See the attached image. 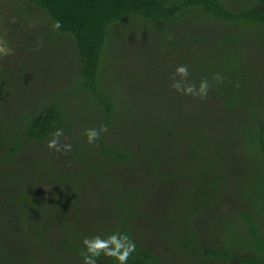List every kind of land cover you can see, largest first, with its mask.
Returning <instances> with one entry per match:
<instances>
[{"label": "trees", "instance_id": "1", "mask_svg": "<svg viewBox=\"0 0 264 264\" xmlns=\"http://www.w3.org/2000/svg\"><path fill=\"white\" fill-rule=\"evenodd\" d=\"M3 28L19 48L0 54V264H82L85 237L117 231L136 244L127 264H264V0H0ZM55 42L51 75L26 79L20 56ZM179 65L187 83L208 81L205 99L171 87ZM102 126L89 144L84 130ZM57 129L70 151L47 147ZM179 179L224 208L220 238L174 233L187 217L162 201ZM108 210V227L71 228Z\"/></svg>", "mask_w": 264, "mask_h": 264}, {"label": "rangeland", "instance_id": "2", "mask_svg": "<svg viewBox=\"0 0 264 264\" xmlns=\"http://www.w3.org/2000/svg\"><path fill=\"white\" fill-rule=\"evenodd\" d=\"M12 21L16 22V17H15V20H12ZM17 25H24V23L20 21V23ZM5 29L3 28V30H1L2 38L0 37V41H1V44H3V46L4 44L8 42V38L5 39L3 35L7 37V35L9 34L7 32L9 30L7 28ZM11 41L13 42L14 48H7L6 46L4 47H6V49L8 50L7 55L14 56L18 53V49H16V45L18 47V44L17 42L15 43V39ZM18 41H20V39ZM119 41L120 39L116 41L117 46H118ZM44 48H47V47H43L39 52L37 51L33 53L23 52L24 53L23 56H20L23 64H18V66H21V67L24 66L25 68L28 69L29 72H32V74L36 75V77H30L28 75L27 77H25L26 79L40 80L39 76L43 74V70L45 71L46 68L49 71V76L51 75L52 67L50 66L49 63H47V66L45 65V57L48 56V58H51L52 56H54L55 55L54 48H56L57 56L59 58L63 57V53L57 49L58 48L57 42L53 43L52 47L48 48L47 50H45ZM139 66H141V64ZM57 69H60V65L57 66ZM51 83L52 82L49 81L47 82V85L51 86ZM57 83L62 84V85H65L64 83H68L67 76L64 75L63 77H61V79ZM181 173H182L181 171H177L178 175H181ZM178 177L181 179V176H178ZM180 179H179V182L182 180ZM87 183H88V186L85 190L84 201L86 200L85 205L91 207L92 209L90 212L94 214L98 212V209L101 205V201L99 198L98 190L96 189L94 184L88 181ZM178 183L171 187L172 189L170 190L169 194L163 195V197L171 196L172 201L169 199H166V202L168 203L169 206L165 205V201H162L163 203L162 213H165L164 212L165 209L167 208L170 209V211L167 214H163V215L168 216V214L170 213L172 216L177 215L179 217H182V220H185L184 217H187V221H186L187 224L185 225V228H182V225L178 223L174 229V233L182 239H187V238L192 237L191 241L198 240L200 242H204L205 240L208 242L206 236H211V237L213 236L214 238H220L224 231V226L222 225L226 221L224 219V216L221 214L223 212H226L224 208H220V209L215 208L213 210L208 208L203 203V201L206 199L204 197L200 199V197L197 195V193L195 194L194 189H192L188 185V183L184 184L182 181L180 185ZM57 188H58L57 183L52 181V183L50 182L48 184L47 182H45L41 188L42 190L41 195L46 197L47 195H50L54 191H56ZM158 201L155 203H158ZM77 210H79V213H80V208L79 209L77 208ZM151 214L154 215V211H152ZM104 215H105V218L102 220L99 219L96 224L97 226L86 227V223L88 224V218L86 217L85 212H84L82 213V219L78 218L73 223V225H71V228L72 229L73 228L82 229L83 231L88 230V229L96 231V229H100L98 228L99 226L105 228V227H108L109 225L116 223L115 215L112 211L108 210L107 213H104ZM155 215L158 216L161 214L155 212ZM163 219H166V218H163ZM200 221L201 223H199ZM96 234L97 232L94 233V235ZM171 256L173 258L172 261L175 264H178L177 254H173ZM37 259H38V256H37ZM190 263L191 262H187L186 264H190Z\"/></svg>", "mask_w": 264, "mask_h": 264}, {"label": "clouds", "instance_id": "3", "mask_svg": "<svg viewBox=\"0 0 264 264\" xmlns=\"http://www.w3.org/2000/svg\"><path fill=\"white\" fill-rule=\"evenodd\" d=\"M60 26V22L55 21L53 23V30L59 29ZM0 54H8V50L3 46V44H0ZM176 75L180 76L181 79L176 80ZM188 75L189 71L187 65L177 66L171 87L178 92H183L185 95L198 96L201 99H205L209 90L208 81L201 80L199 86L197 87L195 84L187 83ZM213 79L222 82L223 77L217 73L214 75ZM101 131L106 132L107 128L102 126L99 131L95 128L85 129L84 135L87 138V142L89 144H93L100 138ZM62 135V129L55 130L52 134V139L47 141V147L55 150L56 152L70 151L71 144L60 143V137ZM82 243L85 248V251L80 253L83 257L82 264H97V259L101 256V254L114 258L117 261V264H127L130 256L136 251L135 241L131 240L126 233H121L119 231L110 234L107 238H102L99 235L91 238L85 237Z\"/></svg>", "mask_w": 264, "mask_h": 264}]
</instances>
